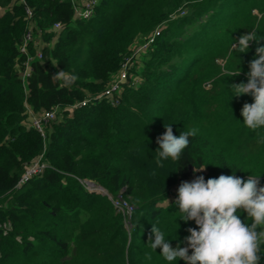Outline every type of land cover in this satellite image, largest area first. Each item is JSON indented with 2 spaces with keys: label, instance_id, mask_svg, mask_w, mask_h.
Segmentation results:
<instances>
[{
  "label": "trees",
  "instance_id": "16d2710c",
  "mask_svg": "<svg viewBox=\"0 0 264 264\" xmlns=\"http://www.w3.org/2000/svg\"><path fill=\"white\" fill-rule=\"evenodd\" d=\"M162 21L144 56L133 58L116 104L103 96L74 106L102 92L124 55ZM29 29L45 45L23 84L19 44ZM253 30L264 34V0H97L86 18L76 16L71 0H0V264H169L147 245L152 225L173 247H186L187 229L197 227L179 220L177 197L160 204L176 182L221 174L246 180L253 173L264 186V129L258 135L246 128L240 114L253 98L231 99L228 87L247 82L258 45L247 53L232 45ZM28 53L35 54L32 40ZM59 70L77 81H53ZM134 76L139 81L132 83ZM25 102L36 112L58 107L44 137L30 125ZM164 124L177 136L192 128L197 135L179 162L158 168ZM40 154L49 166L16 188ZM77 177L122 190L134 205L130 227L105 195L87 191Z\"/></svg>",
  "mask_w": 264,
  "mask_h": 264
},
{
  "label": "clouds",
  "instance_id": "9594fccd",
  "mask_svg": "<svg viewBox=\"0 0 264 264\" xmlns=\"http://www.w3.org/2000/svg\"><path fill=\"white\" fill-rule=\"evenodd\" d=\"M261 41L264 34L255 30L235 41L232 48L239 53H247L252 42L258 46L255 58L249 62L247 82L228 84L231 99L243 95L253 98L252 103L243 104L240 114L243 125L258 135L257 130L264 129V45ZM234 75H240V69ZM51 79L62 82L63 87H71L78 77L59 70ZM164 127L165 132L156 138L158 168L164 167V161L179 162L190 143L189 138L197 135L195 128L177 136L171 125L164 124ZM258 142L264 144V136ZM204 170L205 167L194 169ZM260 176L252 173L245 180L235 174H221L205 180L199 175L191 182H181L175 200L179 220L195 221L197 227L187 229L190 234L184 238L186 247L179 243L173 247L161 227L153 224L147 243L149 249L159 248L160 255L169 264L178 260L185 264H261L264 259V186L260 185ZM242 213L246 214V219H241ZM145 258L151 261V252L146 253Z\"/></svg>",
  "mask_w": 264,
  "mask_h": 264
},
{
  "label": "built area",
  "instance_id": "2783aa9c",
  "mask_svg": "<svg viewBox=\"0 0 264 264\" xmlns=\"http://www.w3.org/2000/svg\"><path fill=\"white\" fill-rule=\"evenodd\" d=\"M96 2L97 0H82L81 5L80 4L78 5L75 2V0H71L76 16H80L83 18L88 17L92 13L93 7L96 4ZM25 11L28 16L31 15V9L29 7L26 6ZM181 12L183 13L182 10L180 11V13ZM59 25H60L59 22L53 23L54 28H58ZM158 34H159L158 29L152 30L151 33L147 35L146 38L138 41L132 47V52L128 55H124L123 60L120 64V67L115 72V74L112 76L110 82L106 85V87L102 90V92L98 93L97 95H92L90 97L83 98L79 100L78 102H76L74 106L85 105L91 100H96L97 98H100L103 96L113 97L111 98L110 103L116 104L118 102V98L115 92L120 91L123 81L128 77L130 64L133 58H135L136 54L138 55V53L141 50L145 51L149 47V45L154 42ZM31 40H33V33L29 29L22 36V40L19 44L20 52L25 54V59L23 60V65L20 70V77H21L23 84L26 83V77L28 76L30 69H31L30 61L31 59H33L32 54L28 53V44ZM35 56L38 58H41L42 54H41L40 49L35 50ZM138 81H139L138 76H134L132 78V83H135ZM57 111H58V107L55 106L54 108L45 109V110L36 112L25 102V112L27 114V118L29 120L30 125L33 126L43 137L45 136V125L56 119ZM48 166L49 165L42 159L41 154L38 155L35 159H33L31 162H29L24 167L21 175L19 176L15 184V187L18 188L22 183L28 180L32 175H37L41 173V171L44 170L45 167H48ZM77 180L87 191L99 192L105 195L111 202L114 209L121 214L124 225L127 227V229L130 227L131 225L130 218H131V213L134 209V205L127 198L123 196L122 190L112 193L108 189H106L102 184L94 181L93 179L77 177Z\"/></svg>",
  "mask_w": 264,
  "mask_h": 264
},
{
  "label": "rangeland",
  "instance_id": "374dc122",
  "mask_svg": "<svg viewBox=\"0 0 264 264\" xmlns=\"http://www.w3.org/2000/svg\"><path fill=\"white\" fill-rule=\"evenodd\" d=\"M79 2L81 3L82 1L79 0ZM181 14H182V12H181L180 14H178V15H181ZM176 15H177V14L173 13V14H172V17L174 18ZM166 23H167L166 21L158 22V23L153 27V30H155V29H158V30H159V29H162V28L166 25ZM159 32H160V31H159ZM33 35H34L33 40H32V42H33V50H37V49H39V48L41 49V47L45 45V42L41 40L40 35L35 34V33H33ZM138 35L141 36V33L136 34V35L133 37V39H134V38H137ZM131 46H132V43H130V44L128 45V49H127V51L130 49ZM131 52H132V49L130 50V52H129L128 54H130ZM144 53H145V51H144V50H141V51L138 53V55L136 54V56H135V58H134V61H139L140 58L144 56ZM128 54H127V55H128ZM134 54H135V53H134ZM32 56H33V59H34V58H35V54H33ZM134 61H133V62H134ZM16 66H18V64H16ZM207 85H208V84H207ZM195 178H196V176H192V177H190V178H188V179H185V180H182V181H178V182H176V184L172 187L171 194H170V195H169L164 201H162L160 204H166V203H168L167 200H169V202H170V200L174 199V197H177V195H178V187H179V185L181 184V182H183V181L191 182V181L194 180ZM4 203H5V202H4Z\"/></svg>",
  "mask_w": 264,
  "mask_h": 264
}]
</instances>
